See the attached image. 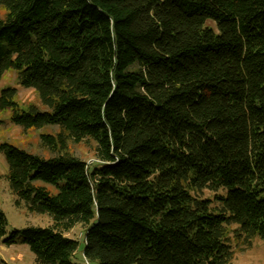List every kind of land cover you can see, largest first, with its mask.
<instances>
[{
	"label": "trees",
	"instance_id": "trees-1",
	"mask_svg": "<svg viewBox=\"0 0 264 264\" xmlns=\"http://www.w3.org/2000/svg\"><path fill=\"white\" fill-rule=\"evenodd\" d=\"M0 80L48 111L0 110L47 158L0 144L15 205L48 214L2 244L33 264H231L264 240V0H0ZM213 23L214 27L207 25ZM92 142L95 162L69 151ZM44 183L49 188L40 185Z\"/></svg>",
	"mask_w": 264,
	"mask_h": 264
},
{
	"label": "rangeland",
	"instance_id": "rangeland-1",
	"mask_svg": "<svg viewBox=\"0 0 264 264\" xmlns=\"http://www.w3.org/2000/svg\"><path fill=\"white\" fill-rule=\"evenodd\" d=\"M5 9L0 5V17L5 14ZM207 25L214 27L210 21ZM6 88L16 89L14 102L22 110H26L28 106H36L40 111H48L40 102L37 93L33 89H26L16 84L15 74L13 71H6L0 80V91ZM11 110H0V144L7 143L24 149L29 153L41 155L44 158L49 156L47 150L40 146L41 134H54L58 128L56 126H45L38 130H25L20 126L14 125L11 120ZM69 151L79 157L88 166L94 164L92 142H82L79 144H68ZM7 165L0 154V210L3 212L7 225L4 238L8 237L10 232L14 230H22L26 227H50L52 220L48 214L29 213L25 204L22 202L20 206L15 205V196L10 192L7 180L5 178ZM43 185L52 193L55 189L44 183ZM85 228L80 224L66 233V236L78 242V250L74 255V262L77 264H92L87 262L81 255L83 249V235ZM234 257L231 264H264V240L255 238L251 247L242 249L233 243ZM0 264H33V255L29 252L25 245H11L9 247L2 244L0 240Z\"/></svg>",
	"mask_w": 264,
	"mask_h": 264
}]
</instances>
